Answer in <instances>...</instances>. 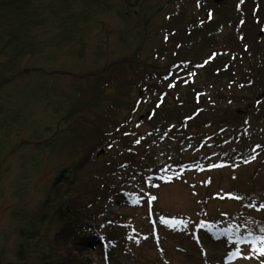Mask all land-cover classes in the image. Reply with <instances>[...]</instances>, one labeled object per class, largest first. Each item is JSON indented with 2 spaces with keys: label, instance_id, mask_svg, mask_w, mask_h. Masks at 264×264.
Wrapping results in <instances>:
<instances>
[{
  "label": "rangeland",
  "instance_id": "1",
  "mask_svg": "<svg viewBox=\"0 0 264 264\" xmlns=\"http://www.w3.org/2000/svg\"><path fill=\"white\" fill-rule=\"evenodd\" d=\"M102 1L103 6L98 5V8H95L97 12H90L89 19L88 15H85L84 20H80L82 17L76 16L85 9L83 0H31L30 5L39 12V18L36 20L39 28L32 29V32L39 36L43 43L45 41V45L42 47L30 44L40 51L30 58L32 62H24L25 65L21 66L22 72L19 68L12 75L0 76V258L2 264H44V257L46 260L51 256L54 257L59 250L69 252L72 258L78 256L83 264H103L105 262L98 248H102L103 244L108 247L109 242H115L121 237L122 248H118L116 253L109 255L111 259L108 260L112 261V264H264V256L253 251V248L238 247V253L226 252L228 248L226 243L220 244L207 239L202 235L203 231L199 233L202 238L201 244L193 241L191 237L195 226L179 229H171L168 226L169 219L180 218L194 225L198 222L201 208L214 216L210 217L213 221L224 225L222 221L226 218L220 212L231 215L239 210L240 204L232 199L221 200L220 196L230 191L243 192L249 196L251 190H255V186L264 185V162L260 161H264V150L261 155L257 154L259 158L253 162L255 164L238 168L234 172L235 178H233V172L228 169L203 174L189 173L184 179H180L184 176L182 174L179 181L173 180L170 184L159 183L157 188V181L155 177L154 179L152 177L155 173L160 175V172L159 169L152 170L150 173L152 180H146V184L141 183L144 178L146 179L144 176L137 182L138 187L146 190L145 193L148 192L156 197L154 198L156 203L152 207L146 202L149 194L144 197L137 187L128 188L130 185L128 180L131 178L121 176L124 173L117 171L118 183L122 184V181H125L123 189H118L117 193L111 192L106 202L101 201L104 209L100 212L103 213V218L100 217L94 227L90 225L85 229L84 234L91 230L95 236L94 242L97 244L96 247L94 246L95 249L87 248L86 235L78 241L85 245L84 250H78L75 244L66 239L56 242V233L59 232L60 227L55 221L57 219L55 215L58 213L54 212L53 184L66 161L53 153L54 144L62 142L63 130L67 128L66 122L63 121L70 112L78 110L79 107H74L76 104L82 100L89 101L93 96V90L97 88L109 93V90L117 83L125 85L128 79H131L129 84L133 86L128 87L130 93L126 95L125 100L128 99L126 104L133 107L138 98H145L147 95L145 84L148 86L156 84L159 88L161 87L160 92L165 93V100L169 101L173 95L172 92L169 90L171 94L169 93L167 85L162 83L163 80L154 82L152 72L155 71V66L159 67L170 60L168 58L166 61H160L161 58L156 57L157 50L161 53L165 49H170L171 53L180 50L178 46L170 47L169 41L166 44L168 33L173 30L171 28L174 25L182 26L185 22L194 20L192 18L201 17L210 22L212 20L209 19L214 18L218 20L217 23L223 20L225 24L219 23L221 26L220 43L218 42L221 44L220 49H225L224 43L227 51L235 52L244 45H241L240 39L235 40L239 38L235 32L236 22H232V18H228V15L239 12L238 1L242 4L240 8H246L244 11H249L246 18L250 19L246 25L247 29L243 26L241 29L250 39L254 49L262 47L264 55V0ZM40 3L47 7L38 9L37 5ZM74 14H76L75 17ZM224 14L226 17H222ZM65 17L66 20H64ZM58 19L61 22L64 20V23L68 22V30L69 22L70 24L73 22L72 25L80 29V34L75 42L66 44L65 41L66 46L55 51L54 44L62 45L65 31L64 24L63 27L59 26ZM178 31L181 33L180 30ZM172 36L170 35V40ZM226 42H229V46ZM177 56L173 55V57ZM45 58L49 60L45 61ZM199 58L201 59V56ZM115 63L114 67L123 65L125 67L115 71L112 67ZM142 63L152 66L148 68L146 78L136 74L138 64ZM107 67L111 70L101 77L100 75L104 74ZM144 78L145 81H143ZM3 80L8 82L2 84ZM79 93L82 94L81 100L69 107L70 99L77 94L78 97ZM260 93L258 97L262 101L264 88L260 89ZM54 95L60 102L56 113ZM148 96L147 104L155 105L157 97L151 96L153 99H149ZM120 101L119 96L118 103ZM253 104L254 102L241 103L239 109L242 107L241 111L250 114ZM114 112L112 111V114ZM124 113L128 114V112ZM96 115L100 116L99 113L87 114V121L92 123L93 129L96 125ZM81 117L86 118L85 115ZM249 121L252 128L264 127V114L259 116L256 113L250 117ZM130 122L131 119L129 124L133 126L134 117ZM109 124L106 123V126ZM89 126L85 124L84 128L87 129ZM147 130L148 128L143 126L140 132ZM58 139L60 140L57 141ZM149 144L154 147L151 155L153 154L156 163L160 165H158L159 168L162 169L161 165L175 157V152H171L169 158L165 160V156L159 149L158 138H151ZM36 145H41L45 151H41L42 148L37 151ZM115 145L121 147L117 141ZM261 147L264 149V144H261ZM187 153L186 157H182L183 160H188L189 155L193 157L191 151ZM72 155L68 153V156L72 157ZM176 158L179 156L176 155ZM221 158L227 159L219 156V159ZM121 166L124 168V164ZM254 181L259 182L254 183ZM81 182L78 186H81ZM122 193L126 196H120L123 195ZM69 195L72 197V192ZM139 195L144 198L142 203L134 200ZM256 202L259 203V201ZM251 212H254L253 215L257 219H264V210L252 209ZM34 221L40 228L39 236L36 239L25 237L24 234L28 235L31 226L34 231L37 229ZM121 221L124 222L125 227L120 224L111 225ZM262 230L259 228L258 234L254 236L259 239L255 237L262 245L261 247H264V242L261 241V237H264V228ZM138 235L144 238L139 239ZM25 242L27 246H24Z\"/></svg>",
  "mask_w": 264,
  "mask_h": 264
},
{
  "label": "trees",
  "instance_id": "2",
  "mask_svg": "<svg viewBox=\"0 0 264 264\" xmlns=\"http://www.w3.org/2000/svg\"><path fill=\"white\" fill-rule=\"evenodd\" d=\"M103 3L102 0H83L85 9L77 16L74 14V17H82L80 20H84L85 15H88L89 19L90 12H97L95 8H98V5L103 6ZM237 3V7L242 5L240 1ZM30 4L31 0H0V76L12 75L19 68L22 72L21 66L25 65L23 63L32 62L30 58L40 51L30 44L42 47L45 45V41L43 43L39 36L32 32V29L39 28L36 25L39 12H36ZM37 7L40 9L47 6L40 3ZM222 17H226L225 14ZM234 17L236 20H241L239 14ZM228 18L233 19V16L228 15ZM192 19L194 20L185 22L182 26L174 25L171 28L173 30L168 33L166 44L169 41V46L173 48L178 46L179 51L173 53L170 49H165L162 53L156 51V57H160V61L170 58L167 63L159 65L160 68L155 66V71L152 72L153 81L163 80L162 83L166 84L168 91L172 92L173 95L169 101L165 100V93L160 92L161 87L159 88L156 84L151 86L145 84L144 88L147 90L145 98H138L133 107L126 104L128 101V99L125 100L126 95L130 93L128 87L133 86L129 84L131 79H128V82H125L126 86L119 82L109 90V93L101 91L100 88L92 89L93 96L89 101L83 100L74 106L79 107L78 111L99 113L100 116L96 115L98 122L94 129L92 123L85 118L86 124L90 126L77 131V137L67 146L54 149L53 153L63 157L67 164L54 184V212L58 213L55 215L57 216L55 221L60 227L59 232L56 233V242L66 239L72 241L73 245H80L78 243L80 237L92 235L91 230L84 234L85 229L90 225L94 227L100 220L98 218L102 217L101 201L107 199L111 192L117 193L119 187L125 183V181H122V184L118 183L117 171L124 173L121 176L131 177L134 174L148 175L150 170L158 168L153 154L151 155L154 149L149 144L151 138H165L166 141L159 142V149L165 156V160L169 158L170 152L175 151L179 156V159L176 158L173 161L175 163L181 162L182 157L188 155L183 151L187 146H191L189 151L194 153L210 151L211 148L219 150L224 145L233 146L234 149L231 148V151L236 152L237 148L248 143L249 138H253L249 144L253 140L258 141L262 138V135L245 136L248 126H251L250 117L256 113L259 116L264 114V103H262L264 99L261 101L258 97L261 94L260 89L264 88L262 47L254 49L241 29L237 31L239 38L238 36H236L238 39L234 38L237 41L240 39L241 45L244 46L237 49V52H231L226 50V45L223 43L225 49L221 50L219 23L225 24V22L221 20L217 23L216 19H212V22L205 21L201 17ZM64 20L62 22L59 20L60 23H58L59 26L64 24L62 27L65 29L62 45L54 44L55 51L61 50L67 43L75 42L80 34V29L72 25L73 22L71 24L69 22L68 30V22L64 23ZM247 22L249 23L250 19H246L244 24L246 25ZM170 35H173L171 40ZM47 43L50 44L48 40ZM226 43L229 46V42ZM234 49L232 46V50ZM256 49L258 51H255ZM174 54L178 56L173 57ZM203 56L205 57L202 58ZM47 60L49 59L45 58V61ZM200 64L203 65L200 67ZM114 66L116 63L112 67ZM122 67H114V69L119 71ZM148 68L152 66L145 63L138 64L136 74L146 78ZM110 70L111 68L107 67L104 74L100 76L104 77ZM6 82L8 80H3L2 84ZM150 94L157 97L155 105L153 103L148 105V101L146 102V97ZM119 96L121 101L118 103ZM151 96H148L149 99H153ZM238 100L240 102H237ZM247 102L250 104L254 102L250 114L241 111L242 107L239 109L241 103ZM112 111H115L114 114ZM133 117L135 123L131 126L129 121L131 119L132 122ZM106 123L110 124L106 126ZM143 126L148 130L140 132ZM253 131L260 134L258 128H253ZM88 136H91L90 139L96 136L97 139L90 140L87 139ZM78 139L81 140L78 141ZM115 141L120 143L121 147H116ZM198 147H200L199 150H197ZM102 149L105 153L98 158L97 153ZM69 152L73 154L72 157L68 156ZM220 152L222 151L219 150ZM171 161L168 160L165 163L168 164ZM121 164H124V168ZM247 164L245 166L255 163ZM234 165L233 160L231 167H242L239 164ZM127 171L132 175L125 173ZM80 182L81 186H78ZM71 192L72 197L69 195ZM25 244L24 246H27ZM59 253L54 254V257H50L49 260L44 257V264H83L78 256L72 258L69 252L62 250H59Z\"/></svg>",
  "mask_w": 264,
  "mask_h": 264
},
{
  "label": "snow or ice",
  "instance_id": "3",
  "mask_svg": "<svg viewBox=\"0 0 264 264\" xmlns=\"http://www.w3.org/2000/svg\"><path fill=\"white\" fill-rule=\"evenodd\" d=\"M261 241H264V237H261ZM253 251L258 252L261 256H264V247L257 246V248L253 249Z\"/></svg>",
  "mask_w": 264,
  "mask_h": 264
},
{
  "label": "water",
  "instance_id": "4",
  "mask_svg": "<svg viewBox=\"0 0 264 264\" xmlns=\"http://www.w3.org/2000/svg\"><path fill=\"white\" fill-rule=\"evenodd\" d=\"M1 264V263H0Z\"/></svg>",
  "mask_w": 264,
  "mask_h": 264
}]
</instances>
